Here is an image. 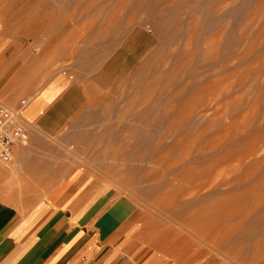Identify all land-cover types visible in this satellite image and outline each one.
I'll return each mask as SVG.
<instances>
[{
  "label": "rangeland",
  "instance_id": "rangeland-1",
  "mask_svg": "<svg viewBox=\"0 0 264 264\" xmlns=\"http://www.w3.org/2000/svg\"><path fill=\"white\" fill-rule=\"evenodd\" d=\"M0 41L86 96L60 150L129 205L131 264H264V0H0Z\"/></svg>",
  "mask_w": 264,
  "mask_h": 264
},
{
  "label": "crops",
  "instance_id": "crops-1",
  "mask_svg": "<svg viewBox=\"0 0 264 264\" xmlns=\"http://www.w3.org/2000/svg\"><path fill=\"white\" fill-rule=\"evenodd\" d=\"M3 44L0 100L11 107L22 94L31 100L22 110L27 144L14 148L10 165L0 162V264H131L128 235L138 221L129 205L111 202L87 171L67 167L60 150L58 133L84 110L86 96L63 75L34 91L33 71L27 75Z\"/></svg>",
  "mask_w": 264,
  "mask_h": 264
},
{
  "label": "built area",
  "instance_id": "built-area-1",
  "mask_svg": "<svg viewBox=\"0 0 264 264\" xmlns=\"http://www.w3.org/2000/svg\"><path fill=\"white\" fill-rule=\"evenodd\" d=\"M30 100V96H24L15 107L0 100V162L3 164H10L14 148L28 140L27 123L22 110Z\"/></svg>",
  "mask_w": 264,
  "mask_h": 264
},
{
  "label": "bare ground",
  "instance_id": "bare-ground-1",
  "mask_svg": "<svg viewBox=\"0 0 264 264\" xmlns=\"http://www.w3.org/2000/svg\"><path fill=\"white\" fill-rule=\"evenodd\" d=\"M6 51H7V50H6ZM6 58H8V57H6ZM170 167H171V166H170ZM162 175H164V174H162ZM161 183H162V182H161ZM167 195H169V194H167ZM155 207H156V206H155ZM157 208L159 209L158 206H157ZM136 215H137V214H136ZM139 215H140V214H139ZM138 217H139V216H138ZM133 218H135V217L133 216ZM133 221H134V220H133ZM133 221H132V222H133ZM144 221H145V220H144ZM144 221H143V222H144ZM159 228H160V226H159ZM184 228H185V230H186V229H187V230L189 229V228H187V227H184ZM172 233H173V232H172ZM170 235H171V234H170ZM164 240H165V239H164ZM159 242H160V241H159ZM144 249H145V248H144ZM177 257H178V256H177ZM180 261H181V260H180ZM180 261H179V262H180ZM175 262L178 263V261H175Z\"/></svg>",
  "mask_w": 264,
  "mask_h": 264
}]
</instances>
